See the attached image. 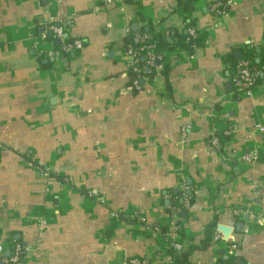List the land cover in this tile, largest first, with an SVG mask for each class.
Listing matches in <instances>:
<instances>
[{
    "label": "crops",
    "instance_id": "obj_1",
    "mask_svg": "<svg viewBox=\"0 0 264 264\" xmlns=\"http://www.w3.org/2000/svg\"><path fill=\"white\" fill-rule=\"evenodd\" d=\"M213 1L186 11L176 0H0L5 256L19 242L28 250L18 264H168L172 220L183 249L199 247L215 220L217 231L231 230L240 264H264V68L248 97L231 84L245 52L264 58V0H225L219 16ZM185 18L203 45L167 54L156 69L167 62L166 77H140L132 89L128 30L169 37ZM50 25L82 50L49 62L45 52L58 44ZM215 134L222 142L213 148ZM250 151L256 161L242 163ZM178 195L174 218L167 207ZM225 245L197 248L188 264H218Z\"/></svg>",
    "mask_w": 264,
    "mask_h": 264
},
{
    "label": "built area",
    "instance_id": "obj_2",
    "mask_svg": "<svg viewBox=\"0 0 264 264\" xmlns=\"http://www.w3.org/2000/svg\"><path fill=\"white\" fill-rule=\"evenodd\" d=\"M117 1L119 0H106V3L111 4ZM209 7L214 15H222V13H224L225 0H214ZM46 31L50 32L52 38L58 42L56 48L47 50L45 52L46 59L53 64H56L64 56L78 52L84 47L83 42L79 39H67L64 35L63 28L60 26H47ZM128 32L130 31L128 30ZM187 33V41L195 37L194 28H188ZM42 38L43 40L46 39V34H43ZM140 53L143 54L145 65L147 67L157 69L156 61L160 59V55L155 52V45L150 43L149 35L139 31H135L132 37V45L127 49L126 54L132 63L133 71L137 73L140 72V68L138 66V55ZM259 76L260 72L252 65V62L250 60H239L236 64L234 74L231 78V84L237 96H250L252 93V89L258 82ZM131 88L134 90H140L142 88L139 77L132 81ZM257 128L260 131L264 130L260 126H257ZM232 133L233 129L229 128L223 131L221 136L230 137ZM208 143L211 147L216 148L220 143V139L219 137L213 135L210 137ZM239 159L242 163L251 164L256 161L257 154L254 151L245 152L240 155ZM170 210L172 212L171 215L176 218L179 209L172 207L170 208ZM170 228L171 229L169 233L165 234L168 247L172 249L174 254L180 255L184 249L183 245L176 240L177 233L180 230L179 224L176 220L171 221ZM214 241H225V254L229 257L237 258L239 249L238 243L233 240L227 241V239H224L223 235L220 232H217ZM5 249L6 248L0 246V260L3 264H18L25 251L28 250L27 248H24L19 242L13 243V245L9 249V254L7 256L4 255ZM126 264H149V261L147 259L131 258L126 262ZM231 264H237V262H233Z\"/></svg>",
    "mask_w": 264,
    "mask_h": 264
},
{
    "label": "trees",
    "instance_id": "obj_3",
    "mask_svg": "<svg viewBox=\"0 0 264 264\" xmlns=\"http://www.w3.org/2000/svg\"><path fill=\"white\" fill-rule=\"evenodd\" d=\"M178 6L183 7L186 11H189L190 6L192 5L193 0H176ZM183 27L182 29H175V28H169L168 32L171 33L169 37H164L163 33H152V29L150 26L143 27L139 31H141L144 34L149 35L150 37V43L155 45V52L159 54L161 57L156 61V66H160L162 64V60L167 58V54H170L174 52L175 50L181 48L183 49L188 55H191L194 53V51L198 48H200L203 45V41L205 38V35L199 32L195 24L192 20L189 18H185L183 21ZM188 28H194L195 29V37L187 41L188 39ZM134 31L130 30V40L126 42V44L130 47L132 45V37H133ZM51 38L52 35H49ZM58 45V44H57ZM128 47V48H129ZM161 51V52H159ZM257 56L253 54L252 52H245L241 59H248L252 62V65L260 72V76L258 79V82L261 81V74L263 73L262 68H264V58L261 56H258L259 62L255 63V58ZM238 61H234L233 64H237ZM138 66L140 68V72L137 73L133 71L132 63L129 64V70L128 74L130 75L131 81H133L136 78L144 77L148 81L153 80L157 76L166 77L169 65L167 62L163 66V68L159 71H156V69L149 68L145 65V59L143 57V54L138 55ZM234 90V89H233ZM234 95L237 96V94L234 92ZM215 136L220 137L219 134H215ZM225 140H227L229 137H224ZM222 141H220L221 144ZM176 200L174 202H171L170 205H168V212L169 214H172L170 208L175 207L179 209V214L183 210V202H182V196L178 195L176 196ZM216 230V223L215 220H213L211 223L207 225V227L204 230L203 238L200 242L199 247H196L195 245H188V247L184 248L182 253L180 255L174 254L171 248L167 250V255L169 257L168 264H188V259L190 255L198 248H206L212 244L220 243L219 241H214L215 236L217 235ZM14 243V242H13ZM16 243V242H15ZM215 254L217 255V262L218 264H231L233 262H237V264H240L239 258H232L225 254H220L219 250L215 251Z\"/></svg>",
    "mask_w": 264,
    "mask_h": 264
},
{
    "label": "water",
    "instance_id": "obj_4",
    "mask_svg": "<svg viewBox=\"0 0 264 264\" xmlns=\"http://www.w3.org/2000/svg\"><path fill=\"white\" fill-rule=\"evenodd\" d=\"M133 30H135L134 27H133ZM255 62L258 63V59H256ZM175 192H178V189H176ZM187 195H190V191H187ZM247 218H248V215H246L243 219L244 220H247ZM235 230L237 232H243V230H244V223L241 222V223L236 224ZM218 231L221 232V234L223 235L224 239H227V237L229 236V234L231 232L230 229L224 228V227H219V230Z\"/></svg>",
    "mask_w": 264,
    "mask_h": 264
}]
</instances>
